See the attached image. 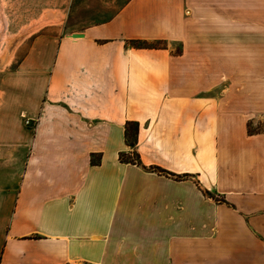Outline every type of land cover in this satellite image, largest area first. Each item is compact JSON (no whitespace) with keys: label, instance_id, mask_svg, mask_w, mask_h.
Here are the masks:
<instances>
[{"label":"crops","instance_id":"crops-1","mask_svg":"<svg viewBox=\"0 0 264 264\" xmlns=\"http://www.w3.org/2000/svg\"><path fill=\"white\" fill-rule=\"evenodd\" d=\"M90 2L111 15L59 36L41 18L0 80V264H264V14Z\"/></svg>","mask_w":264,"mask_h":264},{"label":"rangeland","instance_id":"rangeland-1","mask_svg":"<svg viewBox=\"0 0 264 264\" xmlns=\"http://www.w3.org/2000/svg\"><path fill=\"white\" fill-rule=\"evenodd\" d=\"M90 5V0H86V14H83L79 0L75 4V12H73L75 14H53L52 16V14H3L2 6H5L6 13H9L16 11L12 6L18 7V4L11 6L7 3L2 5L0 2V80L3 75L18 69L20 60L29 52L36 35L49 33L59 36L64 33H78L77 31L83 30L87 25L103 21L111 15L101 14L99 11L91 12ZM235 14H264V2L235 0ZM41 18V22L53 24L38 30L41 33L35 35ZM53 18L57 20L54 21ZM249 127L253 132L264 131V114L254 117ZM130 139H134V136L132 135ZM130 157L133 158L132 155Z\"/></svg>","mask_w":264,"mask_h":264},{"label":"trees","instance_id":"trees-1","mask_svg":"<svg viewBox=\"0 0 264 264\" xmlns=\"http://www.w3.org/2000/svg\"><path fill=\"white\" fill-rule=\"evenodd\" d=\"M138 44H143V45L145 44V45H147L146 42H138ZM137 131H138V130H137V127H136L135 130H134L135 135L137 134ZM250 132H253V130L250 129ZM131 134H132V129H129V127H128L127 130H126V137H127V139H128V142H129L131 145H133L134 142L131 141V139H130ZM132 155H134V158L129 157L128 154L125 153V154H121V155H120V158H121V160L124 161V162H132V163H135V164H140L138 154H137V153H134V154H132Z\"/></svg>","mask_w":264,"mask_h":264},{"label":"bare ground","instance_id":"bare-ground-1","mask_svg":"<svg viewBox=\"0 0 264 264\" xmlns=\"http://www.w3.org/2000/svg\"><path fill=\"white\" fill-rule=\"evenodd\" d=\"M52 16H53V14H52ZM50 17H51V16H50ZM54 18H55V17H54ZM54 18H53V20L56 21L57 19H54ZM57 18H58V17H57ZM45 21H47V20H45ZM49 22H53V21H49ZM3 32H4V31H3Z\"/></svg>","mask_w":264,"mask_h":264},{"label":"built area","instance_id":"built-area-1","mask_svg":"<svg viewBox=\"0 0 264 264\" xmlns=\"http://www.w3.org/2000/svg\"><path fill=\"white\" fill-rule=\"evenodd\" d=\"M27 122L29 123V120H27Z\"/></svg>","mask_w":264,"mask_h":264},{"label":"water","instance_id":"water-1","mask_svg":"<svg viewBox=\"0 0 264 264\" xmlns=\"http://www.w3.org/2000/svg\"><path fill=\"white\" fill-rule=\"evenodd\" d=\"M75 35H79V34H75Z\"/></svg>","mask_w":264,"mask_h":264}]
</instances>
